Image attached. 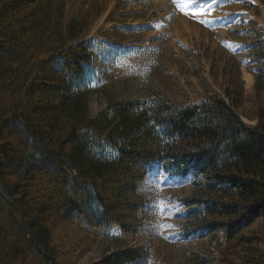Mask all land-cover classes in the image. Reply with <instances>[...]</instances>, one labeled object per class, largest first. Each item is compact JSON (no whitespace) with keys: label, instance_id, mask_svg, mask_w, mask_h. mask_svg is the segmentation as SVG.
Wrapping results in <instances>:
<instances>
[{"label":"trees","instance_id":"trees-1","mask_svg":"<svg viewBox=\"0 0 264 264\" xmlns=\"http://www.w3.org/2000/svg\"><path fill=\"white\" fill-rule=\"evenodd\" d=\"M91 25L67 0H0V264H81L67 255L114 233L146 241L87 264H171L151 241L160 176L191 188L176 235L213 244L193 264H264V76L254 125L236 89L182 104L107 94L92 115Z\"/></svg>","mask_w":264,"mask_h":264},{"label":"rangeland","instance_id":"rangeland-1","mask_svg":"<svg viewBox=\"0 0 264 264\" xmlns=\"http://www.w3.org/2000/svg\"><path fill=\"white\" fill-rule=\"evenodd\" d=\"M67 4L70 14L91 21L84 39L97 43L98 61L87 97L92 115L107 108V94L143 98L158 90L182 104L212 91L224 95L225 90L236 89L243 95L238 109L242 121L256 123L255 74L264 76V0H67ZM149 182L158 194L150 222L156 237L150 239L152 244L171 264H193L190 250L203 252L213 244L176 235L183 223L179 199L191 188L175 177ZM112 238L115 243L85 241L67 256L87 264L98 261L110 246L146 241L123 239L117 233ZM169 240L172 244L166 243Z\"/></svg>","mask_w":264,"mask_h":264},{"label":"bare ground","instance_id":"bare-ground-1","mask_svg":"<svg viewBox=\"0 0 264 264\" xmlns=\"http://www.w3.org/2000/svg\"><path fill=\"white\" fill-rule=\"evenodd\" d=\"M246 77H247V79L249 80L250 76H246ZM249 82H250V80H249Z\"/></svg>","mask_w":264,"mask_h":264}]
</instances>
